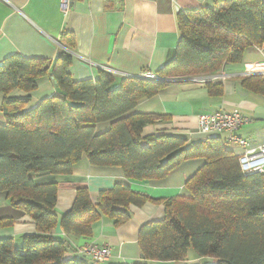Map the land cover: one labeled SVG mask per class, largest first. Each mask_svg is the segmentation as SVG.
I'll return each instance as SVG.
<instances>
[{
	"label": "trees",
	"instance_id": "obj_1",
	"mask_svg": "<svg viewBox=\"0 0 264 264\" xmlns=\"http://www.w3.org/2000/svg\"><path fill=\"white\" fill-rule=\"evenodd\" d=\"M176 20L174 56L156 79H118L99 70L96 80L74 81L69 68L75 39L63 33L51 70L58 93L30 107L37 81L49 75L46 60L9 56L0 63V193L36 231L23 236L17 249L11 239H0V264H88L76 255L66 257L73 239L90 238L102 218L123 225L131 218L130 206L146 203H161L164 218L140 227L138 264H194L207 258L212 264H264V173L242 174L238 157L219 137L142 136L143 128L160 118L131 113L172 80L217 75L225 65L240 63L247 49H262L264 0H221L179 11ZM243 79L244 87L264 96L260 76ZM205 87L210 97L223 93L221 83ZM16 91L21 95H12ZM108 122L107 131L96 132L98 124ZM82 159L91 167L119 168L125 179L136 181L164 179L186 161L204 164L184 184L188 198L155 200L115 185L100 191L93 203L88 189L78 188L70 211L59 218L58 185L37 184L32 176H69ZM58 221L64 238L52 236ZM190 250L193 258L187 260Z\"/></svg>",
	"mask_w": 264,
	"mask_h": 264
},
{
	"label": "crops",
	"instance_id": "obj_2",
	"mask_svg": "<svg viewBox=\"0 0 264 264\" xmlns=\"http://www.w3.org/2000/svg\"><path fill=\"white\" fill-rule=\"evenodd\" d=\"M220 1L74 0L64 13L59 0H0V63L9 56L46 60L49 75L37 81L36 89L30 93V107L58 93L51 70L62 49L59 38L63 33L73 34L75 39L69 68L74 81L96 80L99 70L108 71L118 79L155 75L174 56L179 37L177 13L212 7ZM218 75L220 79L213 83L222 84L220 97H210L205 85L189 79L172 80L155 96L139 101L131 113L160 118L144 127L142 136L165 134L203 141L210 136L196 133L199 115L237 110L247 120L237 134L250 146H263L264 96L244 87L243 78L257 75L264 81V50L247 49L240 63L225 65ZM12 95L21 93L16 91ZM3 98L0 93V106ZM110 125L109 122L98 124L96 132L103 133ZM216 137L225 142V134ZM226 148L234 155L241 152L234 145L226 144ZM203 164L201 159L186 161L164 179L136 181L125 179L119 168L91 167L82 159L69 176L45 173L34 175L32 179L37 184L58 185L55 212L60 218L70 211L78 188L88 189L93 203L100 191L115 185L127 186L155 200L176 196L188 198L190 193L184 184ZM129 211L131 218L123 225L115 227L112 220L102 218L90 238L73 239L66 257L71 258L82 246L94 243L110 248L109 260L103 264H138L140 227L161 221L164 207L161 203H146L140 208L130 206ZM5 220L13 221L12 225H2ZM59 223L52 236L64 238ZM35 232L31 219L12 208L5 193H0V239L9 238L12 245L17 244L19 248L22 237Z\"/></svg>",
	"mask_w": 264,
	"mask_h": 264
},
{
	"label": "built area",
	"instance_id": "obj_3",
	"mask_svg": "<svg viewBox=\"0 0 264 264\" xmlns=\"http://www.w3.org/2000/svg\"><path fill=\"white\" fill-rule=\"evenodd\" d=\"M70 3L71 0H59L61 11L65 13ZM262 49L264 50V46ZM139 78L156 79L157 77L154 74H145L139 76ZM219 79L220 75L217 74L193 78V81L205 85L208 82H216ZM245 123H247L246 118L237 110L231 113L217 112L199 115L197 117L196 133L203 136L225 134V143L227 145H234L241 149V152L236 156L238 157V164L242 174L248 176L255 173H264V145L260 147L250 146L243 136L237 134ZM75 255L86 259L88 264H103L109 260L110 248L106 245L98 246L94 243H87Z\"/></svg>",
	"mask_w": 264,
	"mask_h": 264
},
{
	"label": "rangeland",
	"instance_id": "obj_4",
	"mask_svg": "<svg viewBox=\"0 0 264 264\" xmlns=\"http://www.w3.org/2000/svg\"><path fill=\"white\" fill-rule=\"evenodd\" d=\"M13 247L15 248V249H17L18 248V245L16 244V245H14L13 244ZM191 252H192V256H193V251L192 250H190V252H189V256H188V258H187V260H191ZM189 262H192V261H189ZM171 262H169V263H165V264H170ZM194 264H212V260H210L209 258H207V259H200V260H196L195 262H194Z\"/></svg>",
	"mask_w": 264,
	"mask_h": 264
},
{
	"label": "water",
	"instance_id": "obj_5",
	"mask_svg": "<svg viewBox=\"0 0 264 264\" xmlns=\"http://www.w3.org/2000/svg\"><path fill=\"white\" fill-rule=\"evenodd\" d=\"M73 1H74V0H71L70 5H72ZM215 137H216V135H212V136H210V138H215ZM78 259L83 260V261H86V259H83V258H80V257H79Z\"/></svg>",
	"mask_w": 264,
	"mask_h": 264
}]
</instances>
